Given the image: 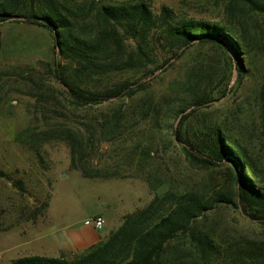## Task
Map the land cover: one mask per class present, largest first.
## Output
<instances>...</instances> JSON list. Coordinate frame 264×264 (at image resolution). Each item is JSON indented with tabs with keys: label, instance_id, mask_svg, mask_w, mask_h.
Returning <instances> with one entry per match:
<instances>
[{
	"label": "rangeland",
	"instance_id": "obj_1",
	"mask_svg": "<svg viewBox=\"0 0 264 264\" xmlns=\"http://www.w3.org/2000/svg\"><path fill=\"white\" fill-rule=\"evenodd\" d=\"M70 1L80 4L90 0ZM124 1L128 0L99 3ZM148 1L155 10L166 5L188 16L218 21L224 17L226 0ZM250 23L261 36L264 16L254 15ZM246 42L253 49L245 59L246 72L240 78L232 71L228 77L232 91L213 102V116L235 113L242 107L246 128L235 127L233 131L241 136L246 129L245 137L253 150L264 157V133L259 126L264 101L259 93L264 87V46L257 48L248 36ZM54 45L51 34L36 26L12 20L0 24V171L4 173L0 176V264L35 254L38 245L51 235L82 230L86 219L98 215L106 218L100 230L104 235L120 225L122 214L144 207L165 190L209 194L222 186L228 171L225 165L200 168L189 163L173 136L180 115L175 116L179 100L172 87L198 57L214 68L215 80L220 77L223 58L219 51L200 47L184 53L180 50V58H171L159 67L167 54L153 48L144 65L81 82L91 90L113 89L124 80L143 83L145 90L137 96L75 105L53 75ZM134 45L130 39L125 41L126 49ZM63 63L70 72L69 63ZM143 94L155 103L157 118L128 121L129 129L107 142L93 139L98 148L88 151L85 165L99 176L84 177L72 168L69 145L59 134L81 129L87 138L104 115L119 106L125 109ZM224 100L225 105L218 104ZM203 226L217 242L250 239L264 246V225L246 217L240 208L218 206L206 216ZM36 230L41 233L37 235ZM258 264H264V257Z\"/></svg>",
	"mask_w": 264,
	"mask_h": 264
},
{
	"label": "trees",
	"instance_id": "obj_2",
	"mask_svg": "<svg viewBox=\"0 0 264 264\" xmlns=\"http://www.w3.org/2000/svg\"><path fill=\"white\" fill-rule=\"evenodd\" d=\"M221 20L198 19L163 5L155 10L148 0H128L102 4L99 0L74 3L70 0H0V24L12 22L36 26L58 37L52 58L53 75L66 89L75 105L131 100L145 90L143 83L124 80L113 89H89L81 82L88 77L116 73L144 65L152 49L167 54L159 65L178 59L190 48L219 51L222 74L205 59L197 58L183 78L172 87L179 100L175 116L180 115L174 139L185 159L200 168L225 165L228 171L222 186L206 194L196 190H165L155 194L142 208L122 217L120 225L98 243L77 255L47 257L22 256L5 264H258L264 246L250 239L217 242L203 226L206 216L218 206L240 208L251 219L264 225V157L253 150L235 127L246 128L242 107L213 116V102L232 91L228 77L232 71L242 78L245 59L253 50L246 42L264 46V29L258 36L254 15L264 16V0H226ZM135 43L126 49L125 41ZM261 44V45H260ZM262 46V47H261ZM182 50V53L179 51ZM63 62H68L70 72ZM79 82V83H78ZM233 88H236L234 86ZM264 96V87L259 91ZM115 99V100H114ZM226 100L218 103L225 105ZM188 108L190 110L185 112ZM151 99L140 95L137 102L104 115L87 138L82 130L66 131L59 138L70 148L71 167L82 176L94 178L97 171L85 165L87 153L97 149L93 139L107 142L129 129L128 121L157 118ZM260 131L264 133V101L260 104ZM135 147L134 150H137ZM4 173L0 171V176ZM20 184V181H18ZM45 206L48 203L44 204Z\"/></svg>",
	"mask_w": 264,
	"mask_h": 264
},
{
	"label": "crops",
	"instance_id": "obj_3",
	"mask_svg": "<svg viewBox=\"0 0 264 264\" xmlns=\"http://www.w3.org/2000/svg\"><path fill=\"white\" fill-rule=\"evenodd\" d=\"M124 215L125 214H122L121 217H123ZM103 219L105 221L104 222V226H105L106 218L103 216ZM85 226L86 227H84V229L82 230H68L61 232L59 234L51 235L52 237L50 239H47L46 241H42L38 245V247L36 248L38 252H35V254H30V255L68 258L71 255H77L82 253L89 246L98 243L100 240L107 237L111 231L116 229V228L111 229L109 230L108 233L103 235L100 233V230L104 226L101 229H95L91 225H85ZM40 231L36 232V234L38 235L39 233H41Z\"/></svg>",
	"mask_w": 264,
	"mask_h": 264
},
{
	"label": "built area",
	"instance_id": "obj_4",
	"mask_svg": "<svg viewBox=\"0 0 264 264\" xmlns=\"http://www.w3.org/2000/svg\"><path fill=\"white\" fill-rule=\"evenodd\" d=\"M104 219L101 216H96L92 219H86L84 221L85 225H91L95 229H101L104 226Z\"/></svg>",
	"mask_w": 264,
	"mask_h": 264
},
{
	"label": "water",
	"instance_id": "obj_5",
	"mask_svg": "<svg viewBox=\"0 0 264 264\" xmlns=\"http://www.w3.org/2000/svg\"><path fill=\"white\" fill-rule=\"evenodd\" d=\"M10 19L11 20L12 19H23V17H11ZM54 36H55V47H56V50H57L58 49V37H57V34H56V31L55 30H54ZM61 85H62V87L65 88V86L62 83H61ZM189 110H190V108H188L185 112H188ZM246 217H248V216L246 215Z\"/></svg>",
	"mask_w": 264,
	"mask_h": 264
}]
</instances>
